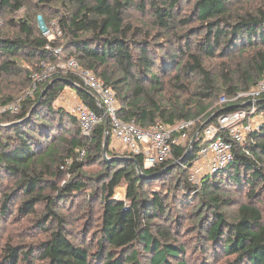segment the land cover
Masks as SVG:
<instances>
[{
	"label": "trees",
	"instance_id": "16d2710c",
	"mask_svg": "<svg viewBox=\"0 0 264 264\" xmlns=\"http://www.w3.org/2000/svg\"><path fill=\"white\" fill-rule=\"evenodd\" d=\"M92 1L40 0L36 4L61 5L58 24L63 36L59 38L64 37V42L43 35L28 15L13 21L17 32L0 31V77L25 76L32 84V74L43 62L57 61L46 48L51 43L63 47L64 57H75L103 78L117 92L120 118L134 120L146 130L159 122L172 127L192 122L194 136L222 108L231 107L226 112L240 105L264 109V94L255 101L241 98L215 106L220 96L235 97L264 78V0H189L192 7L185 12L182 6L188 0ZM26 3L0 0V10L18 11ZM132 7L152 15L155 33L127 22L126 13ZM193 36H197L195 41H191ZM169 45L182 53L173 54ZM218 55L226 58L220 74L223 83L212 71L211 60ZM51 81L41 84L36 97L28 96L17 111H5L0 117L5 124L0 127V188L5 180L13 181L9 191H0V217L8 221L12 215L29 216L45 202L46 212L35 223L48 232L36 243L17 244L8 239L0 264H33L34 256L47 264H190L175 204L193 206L190 214L195 221L188 227L206 238L205 246L213 244L211 249L235 255L229 264H264V122L248 135L245 145L235 147L231 163L206 174L196 186L189 180L190 167L204 145L209 124L190 150L189 137L185 145L174 148L170 159L146 168L142 155L113 157L118 155L110 148L113 137L108 116L86 137L77 118L55 105L66 88H73L87 105L103 112L94 92L75 73L64 72ZM168 84L177 95H165ZM12 100L8 97L2 104ZM107 132L111 161L103 155ZM66 145L70 147L65 155ZM83 149L86 154L81 156ZM76 154L84 160L72 163L71 177L66 179L61 166ZM180 159L182 163L167 168ZM94 163L103 164L102 171L85 175L83 168ZM94 182L100 186L89 193L88 208L100 201V214L92 238L87 231L90 222L75 231L71 227L75 218L60 208L63 201L71 203L75 194ZM157 183L159 188L154 187ZM121 185H126V200L115 197ZM228 186L247 188L245 200L225 195ZM20 198L14 213L11 203ZM234 205L237 216L228 220L225 209Z\"/></svg>",
	"mask_w": 264,
	"mask_h": 264
},
{
	"label": "built area",
	"instance_id": "2783aa9c",
	"mask_svg": "<svg viewBox=\"0 0 264 264\" xmlns=\"http://www.w3.org/2000/svg\"><path fill=\"white\" fill-rule=\"evenodd\" d=\"M43 35L49 39H56L63 36V30L58 23L45 25L41 28ZM46 48L57 57L55 62H43L40 68L32 74V84L29 95L33 96L37 88L51 81L55 76L64 72H73L81 80L82 84L91 89L102 113L97 112L78 95L74 89V97H69L66 92L59 95L64 100V106L70 108L81 127L82 134L91 137L95 128L108 116L111 120V135L116 145L125 148L129 154L142 155L146 168L159 165L173 156L175 147L183 145L188 140L187 131L192 122H184L172 127L159 122L152 129L141 128L134 120H124L119 116L120 103L117 92L110 87L106 81L97 76L92 70L86 69L75 57H64L63 47L54 46L48 43ZM264 94V78L248 91L240 92L229 99L222 97L224 103L234 102L238 99H250L255 101ZM19 105L9 103L2 109L5 111H17ZM251 118L246 119L245 111L242 109L233 110L219 115L215 122L210 123L204 131V145L198 151L197 158L192 163V170L189 173V180L198 186L203 177L224 168L235 159V147L245 145L248 135L257 130L264 122V109L257 111L253 106L245 108ZM180 132V134H176ZM86 154L85 149L81 156Z\"/></svg>",
	"mask_w": 264,
	"mask_h": 264
},
{
	"label": "rangeland",
	"instance_id": "374dc122",
	"mask_svg": "<svg viewBox=\"0 0 264 264\" xmlns=\"http://www.w3.org/2000/svg\"><path fill=\"white\" fill-rule=\"evenodd\" d=\"M27 3L23 6L21 10L12 11L10 9H7L6 11L0 10V31H10V32H17L18 27L13 24V21H17L21 17L29 16L32 20V24L36 26V28L40 29L44 27L45 25H51L52 23H58V19L61 14H58V11L62 9L61 5H54L51 6H36L37 3L40 2V0H25ZM94 2V0L92 1ZM192 7V2L190 3L189 0L183 4L182 11L185 12L189 10ZM68 13V12H66ZM126 20L127 22H131L136 26H142L144 29H150L153 33L156 32V27L153 26V17L149 12H141L137 7H132L130 10L126 13ZM195 23H192L191 25H194ZM191 41H195L197 39V36H193L191 38ZM65 39L59 38V42H64ZM163 41V40H162ZM170 49L173 54L182 53V51H179L175 45H169ZM168 47V48H169ZM226 58L220 57L219 55L215 57L213 60H211L212 65V71L217 80L220 83H223V79L220 76L223 70V63ZM111 69L115 70V64H110ZM119 75V74H118ZM116 76V78L118 77ZM194 83H197V80H193ZM31 82L27 80L25 76H4L0 77V117L4 113L2 110L5 105L2 104V102L7 99L8 97H12V103H16L18 105L21 104V102L26 99L29 95ZM193 91L197 89L196 84L192 87ZM71 95L69 97H74V93L70 92ZM165 95H167L168 98L177 95V91L173 85H167ZM31 97V96H30ZM35 94L34 97L35 98ZM223 97V96H222ZM222 97L220 96L219 99L215 102V106H219L220 104L224 103L222 101ZM187 98V96H185ZM233 98V97H232ZM231 99V98H229ZM239 100V99H238ZM56 106L64 108L65 110L70 112V108L64 106V100L57 99ZM246 107L241 106L242 111H245V118L249 119L251 118L252 114H249L245 109ZM71 114V112H70ZM5 126V124L0 123V127ZM69 127H72L71 124ZM193 129L194 127L190 125L187 128V134L188 139L190 137V142L193 138ZM60 133H58L59 135ZM69 137L70 133H67ZM188 141V140H187ZM187 141H183V144L185 145ZM70 145H66V150H63L62 153L65 155L67 154V151L69 149ZM109 147V145H108ZM62 148V147H61ZM110 148L113 149L114 153H117L118 156H113L114 158L121 157L123 155H128V151L119 146L116 145L114 142V139L112 138V142L110 144ZM104 159L106 161H111L113 157L109 155V152L107 150V153L104 154ZM83 161L84 159H81L80 154H76L72 157L66 158L65 164H63L61 167L66 171V179H69L71 177V173H69V168L71 167L72 163L74 161ZM103 169V164L101 163H94V164H88L83 168V171L85 175L87 176H93L101 172ZM190 170H192V166L190 167ZM62 181L61 183H63ZM13 184V181L5 180V186L0 188V191H9L10 186ZM160 184L157 183L154 187L159 188ZM168 185V182L162 184V189L165 188ZM100 186L98 183L90 184L85 192H81L80 194H75L76 196L73 197V200L71 203L67 201H63L61 204V210L63 211H69L70 215H72L75 218V222L73 226H71L75 231H81L83 228L87 226V223L90 222L91 225L88 226L89 237L94 238L96 235V230L98 228L97 223L99 222V214H100V201L91 202V206L88 208L89 205V193H91L93 188H97ZM247 190V188L244 190L241 188H236V186H228V188L225 190L224 194L230 195L235 197L237 201H244V193ZM48 194H52V191L46 190ZM115 197L121 200H126V185H121L116 188ZM22 198H20L17 201H13L11 203V211H14V213L17 210V205L20 203ZM72 203H74L72 205ZM193 206H179L178 204L174 205V212H176L179 216L183 227V231L181 232V239L185 241L184 243L189 245L186 249V257L190 260V264H229L235 259V255H229L225 254L219 249H211L213 247V244H207L205 246V242L207 241L205 237H200L197 235V233H192V227H188L193 221L191 218L193 215L190 214V211L193 209ZM237 207L229 206L225 209L227 219L233 220L237 216ZM88 208V209H86ZM93 210V211H90ZM196 210V208L194 209ZM80 211V212H78ZM45 210V202H42L38 206L37 212L27 215H18L16 218L12 217L7 221L0 217V255L3 254L2 247L4 246L5 242L8 239H11L15 241L17 244H25V243H36L37 241L45 238L48 235V232L46 230H40V227L35 223L38 218H40L44 213ZM89 212V213H88ZM85 213V214H81ZM188 227V228H186ZM92 229V230H91ZM81 234H79L80 236ZM190 237H193L192 239H188ZM222 244L223 242L220 241ZM220 245V244H218ZM33 262V264H47V262L44 260V258H36Z\"/></svg>",
	"mask_w": 264,
	"mask_h": 264
},
{
	"label": "water",
	"instance_id": "95a60500",
	"mask_svg": "<svg viewBox=\"0 0 264 264\" xmlns=\"http://www.w3.org/2000/svg\"><path fill=\"white\" fill-rule=\"evenodd\" d=\"M53 82L51 81L47 87L44 89V91L42 92V95H41V98L43 97V95L46 93V91L52 86ZM240 106H244V105H240ZM231 107H225V108H222L216 112H214L211 116H209L202 124V126L200 127V129L196 132V134L193 136L191 142H190V145H189V148L188 150H190L192 148V146L198 141V135L199 133L202 131V129L210 124L211 122H213L219 115H221L223 112H226L227 110H229ZM109 138H110V134L109 132L106 133V136H105V142H104V150H103V153L106 154L107 153V150H108V142H109ZM183 162V159H180L176 162H174L173 164L169 165L167 168H171L175 165H177L178 163H182ZM138 171L140 174H143L142 172V169L138 166Z\"/></svg>",
	"mask_w": 264,
	"mask_h": 264
},
{
	"label": "crops",
	"instance_id": "0c3cea01",
	"mask_svg": "<svg viewBox=\"0 0 264 264\" xmlns=\"http://www.w3.org/2000/svg\"><path fill=\"white\" fill-rule=\"evenodd\" d=\"M63 92H66L68 95H71L70 92H74L73 88H66Z\"/></svg>",
	"mask_w": 264,
	"mask_h": 264
}]
</instances>
